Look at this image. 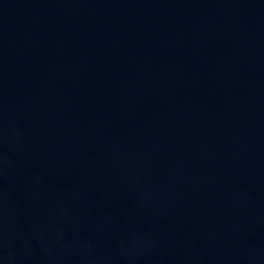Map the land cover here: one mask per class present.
<instances>
[{
    "label": "water",
    "instance_id": "water-1",
    "mask_svg": "<svg viewBox=\"0 0 264 264\" xmlns=\"http://www.w3.org/2000/svg\"><path fill=\"white\" fill-rule=\"evenodd\" d=\"M0 264H264V0H0Z\"/></svg>",
    "mask_w": 264,
    "mask_h": 264
}]
</instances>
